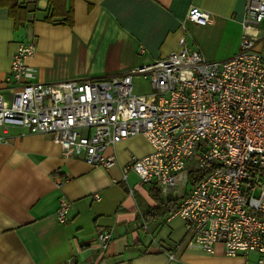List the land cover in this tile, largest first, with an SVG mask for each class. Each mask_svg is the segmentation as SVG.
<instances>
[{
  "label": "crops",
  "instance_id": "1",
  "mask_svg": "<svg viewBox=\"0 0 264 264\" xmlns=\"http://www.w3.org/2000/svg\"><path fill=\"white\" fill-rule=\"evenodd\" d=\"M10 2L28 10L18 27ZM69 5L72 26L44 20L48 0H0L4 99L20 41L35 46L25 58L32 81L105 78L180 49L182 36L184 46L198 47L207 59L230 58L239 49L245 12V0H66ZM190 6L208 11L205 24L186 18ZM151 150L142 135L130 136L107 149L114 163L90 166L63 155L51 133L0 130V264H71L73 258L79 264H264L256 251L229 256L220 243L214 253L202 251L180 217L158 210L168 201L177 206L179 195L140 183L133 171L123 178L129 158ZM61 201L69 203L65 222L56 217ZM101 231L110 235L104 248Z\"/></svg>",
  "mask_w": 264,
  "mask_h": 264
},
{
  "label": "built area",
  "instance_id": "2",
  "mask_svg": "<svg viewBox=\"0 0 264 264\" xmlns=\"http://www.w3.org/2000/svg\"><path fill=\"white\" fill-rule=\"evenodd\" d=\"M208 14L190 6L186 18L205 24ZM262 20L264 0H245L239 49L230 58L207 59L198 47L184 46L182 36L180 49L105 78L32 81L25 58L35 46L20 41L6 78L9 98L0 94V130L51 133L63 155L105 167L115 162L108 148L142 135L152 150L132 155L123 178L133 171L140 183L179 195L171 217L182 219L202 251L214 253L220 243L226 255L256 251L264 262ZM135 79L150 90L140 93ZM68 209L59 203V222ZM109 237L97 234L102 248Z\"/></svg>",
  "mask_w": 264,
  "mask_h": 264
},
{
  "label": "trees",
  "instance_id": "3",
  "mask_svg": "<svg viewBox=\"0 0 264 264\" xmlns=\"http://www.w3.org/2000/svg\"><path fill=\"white\" fill-rule=\"evenodd\" d=\"M8 8L9 14H11L14 19V25L16 27L20 26L27 17V8L15 2H10ZM44 20L48 22L62 23L68 26H72L74 21L73 9L71 5L66 8V0H48V6L46 15L44 16ZM191 178L193 179L192 176ZM160 208H162L163 211L171 212L176 208V205L175 202L168 201L167 204H165L163 207H159L158 210ZM157 211L156 213H158ZM71 264H79V261L73 258Z\"/></svg>",
  "mask_w": 264,
  "mask_h": 264
},
{
  "label": "rangeland",
  "instance_id": "4",
  "mask_svg": "<svg viewBox=\"0 0 264 264\" xmlns=\"http://www.w3.org/2000/svg\"><path fill=\"white\" fill-rule=\"evenodd\" d=\"M135 82L140 84L139 92L145 93L150 90V86L147 82L141 80V79H135Z\"/></svg>",
  "mask_w": 264,
  "mask_h": 264
}]
</instances>
